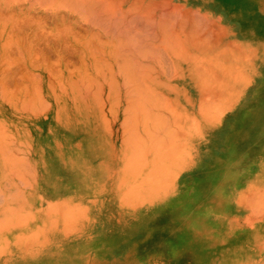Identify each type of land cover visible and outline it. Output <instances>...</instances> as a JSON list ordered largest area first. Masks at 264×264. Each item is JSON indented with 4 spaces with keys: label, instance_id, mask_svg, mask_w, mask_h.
I'll return each mask as SVG.
<instances>
[{
    "label": "rangeland",
    "instance_id": "374dc122",
    "mask_svg": "<svg viewBox=\"0 0 264 264\" xmlns=\"http://www.w3.org/2000/svg\"><path fill=\"white\" fill-rule=\"evenodd\" d=\"M50 1L51 0H0V33L2 30L1 28H3V35L0 37V45L3 44L7 46L10 41V44H8L9 48L7 47L6 49V47L3 46L4 49L8 51H3V47L0 46V141L3 138L5 139L2 141L3 144L0 142V151L4 152V150H6L7 153V151L11 149V155L10 152L7 153V156L0 152V264L264 263V0H150V2L149 0H107L104 4L109 2L107 4L108 6L102 5L101 0L99 5L97 2L98 0H96L97 4L93 0L96 7L90 3L89 6L92 4V6H90L91 9L89 6V8H86L87 6L85 7V5H87V1L89 3L92 0H85L86 4H83L84 0H81L83 8L80 7V1L76 0L78 2H75V0H73L75 3H71L67 0L71 5H74L75 8L73 5L71 6L73 10H69L70 3H68L69 8L65 6L66 0H63L62 3L59 2L60 6H58L57 0H54L55 2L52 0L54 3ZM154 1L156 3L153 4ZM151 3L153 5H151ZM76 4L77 6L80 4L79 7L81 10L79 11L81 12H78L79 14H77V11L80 8L78 7L77 10H75L77 7ZM149 4L151 6H147ZM105 6H107L108 12L110 9L112 10V8L114 10H119V12L121 11V13H123L121 15L124 16L118 18L120 15L118 11V15L115 16H118V19H121V17L126 18H122L123 20L121 19L122 21L125 20L124 24L126 27H128L127 25L129 24H133L131 21L132 19L130 23L126 24V21L132 18L131 16L133 15L129 14V16L125 12L126 9L127 12H130L128 9H133L134 11L132 10L131 12H134V15L141 14L140 19L134 16L135 20H137V23L134 22V28L137 29L133 30L130 28V32L127 31V29L124 31L123 29L125 26L123 23V25L120 24L117 27L119 23L116 24L118 20L115 16L111 18L105 17L108 13L107 11V13L104 12L105 15H102L104 14L102 11L106 9ZM117 6L118 8H116ZM99 7L103 10H95ZM149 7H152V10H150L151 8L149 9ZM147 8L149 10H147ZM225 8H227V10L229 9V11L226 12ZM231 8L235 11V17H233L234 15L229 17L230 14H227L230 13ZM124 9L125 11L122 12ZM162 9H165V12ZM87 10L88 13L91 12L89 13L90 15L88 13L84 14L86 18L83 15L80 16L81 13L83 14L87 12ZM135 10H137V12ZM100 12L102 13L101 15L98 14ZM111 12H113V10L110 11L109 15L111 16L116 14V11L112 14ZM146 12L148 15L153 13L149 16H154L152 18L153 20L149 22L146 20L147 22L143 24V27L141 26L142 23L140 24L138 22L142 19L145 20L147 16ZM232 12L231 14H233ZM142 13L146 14L144 15L145 17ZM93 16H97L96 19L98 21L94 20V22L90 23V21L95 18ZM149 16L146 17V19H151ZM187 16L190 17L188 18ZM165 18L168 19L169 23L166 22L167 20ZM172 18L174 25L172 23ZM102 19L103 21L106 20V22L108 20V26H106L107 24H105V22V26L103 24L100 29L98 27H100L99 24L102 25ZM187 19H189V21H187ZM135 20L133 19V21ZM144 20L142 22H144ZM184 20L187 21L188 24L184 22ZM112 21L115 22V24H110L111 27L108 28L110 26L109 23H113ZM94 23L99 26L97 25L98 27H96ZM156 23L158 25L164 24L163 27L172 26L173 29L167 28V31L170 29L169 32L173 36L179 33L176 35L177 39L175 38L174 42L176 43L178 41V46L179 44L181 45V43L185 46L186 49H184V47L182 48L185 52L181 50L184 57L182 55L180 56L181 53L179 54V50L182 46H179L178 53L174 51L179 55L178 57L177 55L173 56V51H171L172 53L170 52L167 45L170 43V39L171 45L173 44V36L170 38L169 35L171 34L167 36V32L165 35L169 37H166V39L169 40L168 44H166L167 47L165 46L168 53L165 54L166 57L164 56L166 51H162V49L164 50L163 45H165L163 43H167V41L164 42L165 39H163V43H160L162 45H158L160 47L156 48L158 47L157 43L159 44L160 42H158L159 37L160 40L163 37V32L157 29L159 26L154 25ZM3 24L6 26H1ZM137 24L140 25V29ZM183 24H186V26ZM120 26L122 27L121 30L124 31L122 35L121 33L123 32L119 31ZM149 26L151 28H149ZM153 26L156 27V31ZM181 26L183 29H179ZM152 27L153 32H156V34H153V32L148 33V36L151 35V37L149 39L147 36L150 42L144 38V41H147L146 45L140 38L146 37V33L150 32ZM163 27L161 28L163 29ZM102 28H105L107 32ZM142 28L146 29L142 30ZM108 29L114 32L116 31L114 29H119L115 35L117 39L114 38L112 32H110L111 35L108 34ZM137 30L139 31L137 32ZM164 30H166V28H164ZM172 30H176L174 31L176 34ZM178 30L182 31L180 32ZM242 30L244 31V35ZM7 31L11 33L10 35L12 37L8 35L9 33ZM6 32L8 34H6ZM143 32L145 35H142ZM159 32H162L161 36ZM182 32L186 33V36L182 34ZM125 33L129 41L133 40V44L132 42L131 44L134 47L137 45L135 49L131 45L134 51L144 50L143 47L146 46L147 49H145L150 50L149 54H154L153 57H155L156 54L158 57L162 55L161 58L156 57V60L158 59V61H161L159 62L160 67L163 64L161 69L164 68L165 71L162 70L166 72V74H163V77L168 81L163 80L165 81L164 83L167 84V87L164 86V83L160 82L161 86H159V91H161L163 95L160 96L159 94L157 98L160 97L163 99L165 98L164 96L167 95L165 99L167 101L169 100L168 104L169 102L172 103V105L169 104L166 106L168 107L167 109H171L172 107L171 110L174 111L175 109L177 112L175 113L176 115L173 114L174 116L172 117V113L170 114V112L165 111L163 107H157L161 109L159 111H162V115H160L158 109L154 107H156V104H161V101L156 100L154 106H152L151 103L148 104L152 106L150 109L153 110V113L157 110L155 113H158V117L156 118L155 113V116H153V113L152 115L149 114V112L146 113V115H148L147 117L150 115L149 118L153 117L152 119H154V117L155 119L160 118L159 115H166L167 119L168 117L170 119V124L174 125V123H178V126L182 130L176 125L173 126L168 123L169 126L175 127V130L172 127L171 131L169 130L170 133H172V129L174 130V135L172 134V137L176 136V130L179 131L177 137L172 139L174 141L176 139V141H169L173 147L170 149L172 152H174L177 146L181 147H178V152L175 150L174 156L172 152L167 153L169 150L168 146H170L168 143L169 137L171 139L170 133V136L167 134L169 137L166 138L167 132L162 133V131H160V128H162L163 131H168L169 129L167 128L168 125L163 129V127H165L164 121L169 122L166 118V120H161L163 117L160 118V120L163 121V127H159L161 121L158 120H156L158 121V126L155 125V119L153 120L154 122L151 121V124L154 125L151 127L150 121L147 120L148 118L146 119L143 117L144 115L140 112L141 110H139V113L138 110H136L139 120L141 119L140 121H142L144 118L148 121L146 122L147 124L145 120L144 124L141 122V125L137 122L138 125H131L132 128L137 126V129L134 128L129 130L127 127L130 126L129 122L133 119L130 117V120H132L127 121L126 125L128 126L123 123V119L127 116V113H124L121 99L120 101L118 99L121 97V93H118L121 87H118L117 83L112 89L108 87L109 83L102 88V90L104 89V93H102L103 91L101 90L102 92H99L101 94H98L100 95V99L103 97V99H101L102 102L97 100L98 98H96V95H92V90L97 88L95 89L97 92L98 87L93 86L90 90L91 93L86 92L91 96L89 100H87L88 95H85L86 93H83L85 97L82 99L81 93L75 88L78 86L82 88L81 80L84 79V73L89 70L93 75L90 71L89 74L96 79L101 76L106 66L109 67L110 70H114L113 72L116 71L117 66L114 62L115 58L107 56L106 51H115V46L119 47L117 49L123 50L122 47H124L128 40L127 38V40L125 39ZM245 33L252 35V39H249L251 37L248 35L247 38ZM152 34L155 37L158 36L157 39H154L155 37H153ZM5 35L8 36L5 37ZM131 35H133V37ZM136 35L138 36L136 37ZM191 35L193 36L192 38L195 39V42L190 37ZM110 36L113 37L111 38ZM178 37H182L184 41H182L181 38V40L178 39ZM197 37L198 39H196ZM4 38L6 40L5 42H8L7 44L2 42ZM118 38L122 39V41ZM139 39L142 42H140ZM153 39L155 41H153ZM185 39L187 41H185ZM11 40L14 41L11 42ZM102 40L106 43H109L108 41L110 40L114 42H112L113 45L111 43L109 45L104 44ZM117 40L119 43L121 42V48ZM190 42L195 45H191ZM142 43L145 44V46ZM175 43L173 45H175ZM140 44H142V47L139 46ZM148 44H153L155 47L152 45V47H154L152 49ZM205 44L207 46H205ZM126 45L128 46V43ZM89 46L90 49L92 47L93 50L89 51ZM101 47L103 50H101ZM97 49L98 51L101 50V52H98ZM233 49L235 51H232L233 55L231 56V50ZM2 51L4 53H1ZM236 51L237 53L239 52V54H236ZM159 52H161V54ZM5 53L8 55H5ZM99 53L100 55H98ZM101 54H103V58ZM229 54L230 56H228ZM235 54L238 56L241 55L242 59L241 56L237 57ZM99 56L102 59L107 57L105 60L110 61L111 64L107 61H101L102 59L99 60ZM220 56H222L223 59H220ZM163 57L164 59H162ZM193 57H195V59ZM230 57H232L233 60H231L232 58ZM168 58L172 61V66L175 67H173L172 70L170 67L165 68L167 65L165 62L171 64ZM30 59H32V61ZM96 60L103 62L101 63L102 65H100V62L96 64ZM149 60L152 62V58H149ZM162 60H165L164 63ZM120 61H122V58ZM30 62L37 64L34 65ZM92 63L97 67L101 66V68L99 67L101 70L98 71L96 67L98 74L101 72L100 75L95 73V67L93 68ZM229 63L231 65H228ZM195 65L199 68L193 67ZM227 65L228 67H226ZM207 67L208 69H206ZM238 67H241L242 71L239 70ZM109 68L107 69L109 70ZM199 69L203 71L202 73L205 72L204 74H206V71H204L206 69L210 80L206 79L208 78V76H206L207 74L205 78L204 76L202 78L204 74L199 76L198 74L200 73H197ZM178 70L179 74L177 73ZM188 70H190L191 76H189ZM232 72L234 73L231 77ZM41 75H43L44 79L46 77L48 81V92L44 91L42 87L44 92L42 100L44 98L47 103L44 104V100H41L42 106L40 104L37 106V108L41 107L37 110L38 114L32 115L33 113L31 114V111H28V106H31L34 101L31 99L37 95L34 88H36L38 81L41 80ZM228 75L231 77H229L230 79ZM37 76L40 79H38ZM166 77L171 79H167ZM224 77L231 81L224 80ZM32 78L34 79L32 80ZM48 78L50 80H48ZM95 78L93 79L95 80ZM211 78H213L212 81ZM73 81H76V83L78 82V86L75 85ZM236 81L240 83L237 84ZM231 82H233L232 86ZM58 84L64 85L62 88L63 90L61 89L62 86L59 87ZM172 86L173 90L176 92H173ZM233 86L237 88V92L234 90L235 87L232 89ZM50 87H52V90ZM79 87L78 89H80ZM32 88L34 91H31ZM108 88L110 90H108ZM53 89L55 90L53 91ZM82 90H84V87ZM107 90L110 91L109 97L107 98L108 101L105 97L108 96ZM4 92L5 94H3ZM115 92H117V94ZM226 92H228L227 94L229 95H225ZM114 93L116 97L120 96L116 99L114 98ZM13 94L20 100L18 99V101L14 98ZM232 94L236 95L234 96ZM236 96H238V98ZM6 97H9V100H11L10 102L14 101L12 104H15L16 110H14V107L13 109L7 104V108L11 112L9 110L8 112L6 111L4 100ZM27 97L30 98L31 101ZM185 98H187V101ZM2 99L4 100L3 102ZM21 100L24 103H21ZM115 101H119V106L117 105L118 103L116 104L117 106H115ZM163 105L165 106V104ZM234 106L237 109L235 115L242 118L241 122H247H244L242 128H238V126L241 125L238 122L239 118L233 121L228 120L230 116L232 117L231 110ZM102 107L104 108L102 109ZM102 111H104V113ZM136 111L134 110L135 113ZM103 115L109 117L108 120L110 119V123H107L108 120L104 121L107 117L104 118L105 116ZM173 118L176 121L174 123L172 120ZM248 120L249 122L252 120L250 124ZM121 122L122 126L126 127L120 126ZM145 124L147 126L144 127L143 125ZM108 126L109 128L107 129ZM143 127H147V129L150 128V133L148 134L147 129H144L145 132H143ZM154 127H158L160 130H156ZM203 127L204 129L206 127V131H204ZM207 127L209 129H207ZM122 128H127L128 133L134 132L132 133L136 138L125 133V135H130L132 139L134 138L133 140L137 139L138 135L141 139L145 137L143 139L145 141L139 138L136 141L132 139L129 140V138H131L130 136L127 138L129 142H135V146L138 145L136 142L139 140L140 148L143 146V142L147 143L148 141V144L144 143L145 145L142 149L147 147L150 148L148 150H152L155 146L153 144L157 142L155 147L156 151L152 150L149 153L146 151V160L148 162L144 159V162H142V158H145V155L141 154L140 150L142 149H140L139 146L136 147H138V150L140 149L139 152L141 155H139L138 151L135 152L137 148L132 146V144H134L133 142L131 146L133 147L132 151L134 155L130 154V152L132 153V148L130 144H127L128 140H126L125 137L128 136H124V129ZM136 130L139 132L137 136L135 134ZM151 131H153V134ZM121 133H123V135H121ZM140 134L142 135L140 136ZM164 134L165 136H162ZM153 135H158L160 138L158 139L159 141L156 140L157 137ZM146 139L150 140L146 141ZM151 140L153 141L151 142ZM181 140L182 142H180ZM154 141L156 142L153 143ZM161 141H164V143L167 142L168 146L160 148L163 144H161ZM172 142L176 145L174 146ZM177 142L179 144H177ZM158 144L159 147H157ZM198 144H200V148H205L206 152L204 151L202 154L206 155L207 153L209 158L211 155L215 157L226 153L230 154L233 158L229 156L230 160L227 162L232 166L233 170H235L230 171L235 173V176L230 177L231 179L235 178L239 180L242 186L237 188L233 193L222 194L219 185H223V176H225L226 172H218L217 169L220 168V166L217 162H215V165L214 163L209 164L210 169L205 172H202V169L196 166L193 172H191L190 169L188 173H186L184 170L192 166L193 163L196 165L199 161ZM149 146L153 148L151 149ZM4 148H8V150ZM158 148H160V150H158L159 152L168 149L165 152L172 157L168 158L169 156L166 155L165 152H163L165 155H163L162 152L159 154L157 151ZM154 152L156 153L154 154ZM13 153L15 154L14 156L12 155ZM136 153H138L141 158ZM128 154L131 155V158L132 155L134 157L138 156L137 158H140L139 162H142V165L133 160L135 159L133 157L132 159L130 158L131 164L133 162V165L129 163L131 167H128L129 164L126 162L129 159ZM16 156L21 158L17 159ZM5 157H8V159ZM149 159H153L151 160L153 163L154 161L156 162L157 159H162L163 161L157 160L155 165ZM14 160L17 162L15 163ZM145 162L148 164L147 166L144 164ZM139 164L141 166H139ZM149 168H152V171L162 169L164 172L158 174L161 171L159 170L158 173L155 172L153 174V172H149ZM134 170H136V172L132 175ZM12 171H15V174H13ZM17 171L20 173H18L20 176L17 175ZM149 173L152 174L150 175ZM137 174L138 176H136ZM141 178H143V180H141ZM120 179H122V181L119 182ZM77 182L81 187L78 186L79 184H77ZM169 184L173 187V190H171L173 191L171 198L168 199L169 205H166V209H163V213L155 212V205L153 203L160 198H165L170 195L168 192L163 193V189L168 187L167 185ZM178 187H180L181 190H174V188ZM70 215L72 218L69 217Z\"/></svg>",
    "mask_w": 264,
    "mask_h": 264
},
{
    "label": "bare ground",
    "instance_id": "6f19581e",
    "mask_svg": "<svg viewBox=\"0 0 264 264\" xmlns=\"http://www.w3.org/2000/svg\"><path fill=\"white\" fill-rule=\"evenodd\" d=\"M31 1H32V0H31ZM53 1H54V0H53ZM55 1H56V0H55ZM55 1H54V2H55ZM57 1H58V2H57L58 6H60V5H59V2H61V3L63 2V0H62V1H61V0H57ZM64 1H65V0H64ZM69 1H70L71 3H75V2H78V1H80V3L82 2L81 0H78V1L75 0V2H74L73 0H69ZM92 1H93V0H92ZM92 1L89 2V3H88V1H87V5H85V7L87 6L86 8H89L90 6H92V4H93V6L96 7L97 2H98V5H99V3H100V0H98L97 2H96V0H94V1L96 2V4L94 3V1H93V2H92ZM101 1H102V5H103L104 2H106L107 0H105V1H104V0H101ZM119 1H120V0H119ZM139 1H140V0H139ZM50 2H51V3H54V2H52V0H51ZM65 2H66V4H65ZM65 2H64L65 6L68 7V6H69L68 3H70V2H67V0H66ZM83 2H84L83 4H86V1H85V0H84ZM122 2H123V1H122ZM135 2H136V1H135ZM149 2H150V0H149ZM61 3H60V4H61ZM71 3H70V6H69L70 8L68 7L69 10H73L72 8L74 7V5L72 4L73 7L71 8V6H72ZM90 3H92V4L89 6ZM108 3H109V2H108ZM108 3H107V4H108ZM154 3H156V2L154 1L153 4H154ZM67 4H68V5H67ZM83 4L81 3V6H80L81 8H83ZM107 4H104V5H107ZM113 4H115V3H113ZM113 4H112V5H113ZM117 4H118V3H117ZM153 4L151 3V5H153ZM21 5H22V4H21ZM47 5H48V4H47ZM53 5H55V4H53ZM79 5H80V4H79ZM79 5L77 6V4H76L77 7H76L75 10H77V8L79 7ZM98 5H97V6H98ZM100 5H101V4H100ZM140 5H141V4H140ZM151 5L149 4V5H147V6H151ZM220 5H222V4H220ZM61 6H62V5H61ZM63 6H64V5H63ZM88 6H89V7H88ZM107 6H108V5H107ZM107 6H105V7H106V9H104L105 11H102L103 9H100V7H99V8H96V9L94 8V9H95V10L98 9V11H99V9H100V10L102 11V13H104V12L107 13V12H108V11H107ZM113 6H115V5H113ZM113 6H110V7H113ZM135 6H136V5H135ZM18 7H19V6H18ZM42 7H43V6H42ZM80 7H79V8H80ZM131 7H132V6H131ZM152 7H153V6H152ZM152 7H149V9L151 8L150 10H152ZM162 7H163V6H162ZM62 8H63V7H62ZM65 8H66V7H65ZM74 8H75V7H74ZM81 8L78 9L77 14H79L78 12H81V11H79V10H81ZM92 8H93V7H92ZM116 8H118V6H117ZM116 8H115V9H116ZM157 8H158V7H157ZM169 8H170V7H169ZM90 9H91V7H90ZM135 9H137V8H135ZM149 9L147 8V10H149ZM159 9H160V8H159ZM167 9H168V8H167ZM171 9H172V8H171ZM176 9H177V8H176ZM223 9H224V8H223ZM112 10H113V12L116 11V14H114V15L111 16V15H109V14H110V11H112ZM112 10L110 9V11H109L106 15H105V13L102 14L101 12L98 13V14H100V15L102 14V15H105V17H110V18H111V17H114L115 15H118V14H117V11H118V13L120 14L119 17H118V16H115L116 19L118 20V22L116 21V24L119 23V24L117 25V27H118L120 24H122V23L124 24V23H125V20H124V21H122V20H123V19H126V18L121 17V19L123 18L122 20H121V19H118V18H120V16H124V15H121V14H123V13H121V11L119 12V10H114L113 8H112ZM128 10H130V12H127V9H126V11H125V9L122 11V12L125 11L128 15H129V14H133V15L131 16L132 18H129V20H128L129 22L126 21V22H127L126 24L130 23V20H131V19H132L131 21L133 22V24H131V25H130V24L127 25L128 27H126L125 24H124L125 28H124L123 30L125 31V30L127 29V31L130 32L131 29H133V30H136V29H137V28H136V29L134 28V24H135L134 22L137 23V20H135V18L138 17L137 19H140L141 14H140V15H138V14H135V15H134V12H133V13L131 12L133 9H132V10H131V9H128ZM147 10H146V11H147ZM154 10H155V9H154ZM162 10L164 11L165 9H162ZM106 11H107V12H106ZM133 11H134V10H133ZM135 11L137 12V10H135ZM139 11H140V10H139ZM225 11L227 12V11H229V9L227 10V8H225ZM232 11H234V10L231 8L230 13H227V14H230L229 17H232L231 15H234V14H235V11H234V12H232ZM46 12H47V11H46ZM46 12H45V13H46ZM72 12H73V11H72ZM113 12H111V14H112ZM150 12H153V11H150ZM160 12H161V11H160ZM164 12H165V11H164ZM164 12H163V13H164ZM231 12H232L233 14H231ZM75 13H76V11H75ZM86 13H88V10H87V12H84L83 14L81 13L80 16H82V15L84 16V14H86ZM89 13H91V12H89ZM89 13H88V14H89ZM66 14H67V13H66ZM146 14H147V12H146ZM146 14H145V13H142L143 16L146 15ZM150 14L152 15L153 13H150ZM150 14H149V15H150ZM191 14H192V13H191ZM89 15H90V14H89ZM149 15L147 14L146 17H148ZM157 15H158V14H157ZM160 15H161V14H160ZM164 15H165V14H164ZM235 15H236V14H235ZM235 15H234L233 17H235ZM41 16H42V15H41ZM49 16H50V15H49ZM51 16H52V15H51ZM78 16H79V15H78ZM80 16H79V17H80ZM87 16H88V15H87ZM126 16H127V15H126ZM129 16H130V15H129ZM134 16H135V18H134ZM136 16H137V17H136ZM153 16H154V15H153ZM153 16H149V17H151V19H149V18L146 19V17L144 16V17H145V20L142 19V20H140L138 23H140V24L142 23L141 26H143V24L146 23L147 21L149 22L150 20H153V19H152ZM192 16H193V15H192ZM84 17L86 18V16H84ZM93 17H95V16H93ZM93 17H91V18H93ZM117 17H118V18H117ZM144 17H143V18H144ZM158 17H159V16H158ZM158 17H157V18H158ZM167 17H168V16H167ZM170 17H171V16H170ZM187 17H188V16H187ZM187 17H186V18H187ZM189 17H190V16H189ZM189 17H188V18H189ZM55 18H56V17H55ZM96 18H97V16H96L94 19H92V21H90V20H89L90 18L88 17V20H89L90 23H91V22H94V20L98 21ZM110 18H109V19H110ZM168 18H169V17H168ZM5 19H6V18H5ZM98 19H99V18H98ZM103 19H104V18H103ZM103 19L101 20V21L103 22L102 25L99 24L100 27H98V26H99L98 24H97L98 26L95 25L96 22L94 23V25H95L96 27H98V28L101 29V26H103V24L106 22V20L103 21ZM114 19H115V18H114ZM133 19H134L135 21H133ZM148 19H149V20H148ZM161 19H162V17H161ZM163 19H164V18H163ZM165 19L167 20L166 22L169 23L168 19H167V18H165ZM175 19H176V17H175ZM177 19H179V18H177ZM77 20H78V19H77ZM86 20H87V19H86ZM119 20H121V21H119ZM143 20H144V22H142ZM146 20H147V21H146ZM159 20H160V19H159ZM11 21H12V20H11ZM64 21H65V20H64ZM67 21H68V20H67ZM174 21H175V20H174ZM176 21H177V20H176ZM179 21H180V20H179ZM187 21H189V19H187ZM187 21L184 20V22H187ZM4 22H5V21H4ZM56 22H57V21H56ZM62 22H63V21H62ZM112 22H113V21H112ZM151 22H152V21H151ZM156 22H157V20H156ZM166 22H165V23H166ZM6 23H7V22H6ZM40 23H41V22H40ZM99 23H100V22H99ZM157 23H158V22H157ZM157 23L154 24V25L159 26V28H157V29H160V30L163 32V33H162V32H159V35L161 36V35L163 34V37H164V36H165V37H164V38L162 37L161 40H160V37H159L158 42H159V41H160V42H159V44H158L157 42H156V43H157V46H158V45H162V44H160V43H163V39H165L164 42L167 41V43H163V44H165V45H163L164 50L162 49V51H166L167 48L165 49V46H166V44H168V40H169V39H166V37L168 36V34H171L169 31H170V29H173V28H172V26L163 27L164 24H163V25L160 24V25H161V26H160V25H158ZM161 23H162V22H161ZM163 23H164V22H163ZM172 23H173V25H174L173 18H172ZM36 24H37V23H36ZM56 24H57V23H56ZM70 24H71V23H70ZM105 24H107L106 26H108V20H107V22H106ZM105 24H104V26H105ZM110 24H111V25H112V24H115V22H113V23H109V25H110ZM123 24H122V25H123ZM170 24H171V21H170ZM181 24H182V23H181ZM187 24H188V22H187ZM189 24H190V23H189ZM209 24H210V23H209ZM4 25H5V24H3V25H1V26H4ZM9 25H10V24H9ZM111 25H110L108 28H110ZM132 25H133V28H132ZM137 25H139V24H137ZM166 25H169V24H166ZM175 25H176V22H175ZM183 25L186 26V24H183ZM5 26H6V25H5ZM135 26H136V25H135ZM150 26H151V25H150ZM150 26H149V28H151ZM54 27H55V26H54ZM68 27H69V26H68ZM85 27H86V26H85ZM93 27H94V26H93ZM136 27H137V26H136ZM143 27H144V26H143ZM145 27H147V26H145ZM153 27H155V26H153ZM153 27H152V30H151L150 32H147V33H146V34H147L146 37H145V36L142 37L143 39L140 38L141 40H143V42H145V41H144V38H145L147 41H148V37H149V39H150L151 35L148 36V33L153 32ZM161 27H163V29H162ZM183 27H184V26H183ZM8 28H9V27H8ZM42 28H43V26H42ZM44 28H45V27H44ZM94 28H95V27H94ZM106 28H107V27H106ZM113 28H114V26H113ZM113 28H112V29H113ZM130 28H131V29H130ZM138 28L140 29V25H139ZM164 28H166V30H164ZM167 28H170V29H168V31H167ZM186 28H187V27H186ZM189 28H190V26H189ZM200 28H201V27H200ZM1 29L3 30V28H1ZM59 29H60V28H59ZM102 29H105V28H102ZM119 29H120V30H119ZM119 29H114V30H116L115 32H114V31H110V30L108 29V31H109L108 34L111 35L110 32H112V33H113L112 35H114V38L117 37V36H115V35H116V32H117L118 30L123 32V33H121V35L124 34V31L121 30V29H122L121 26H120ZM128 29H129V30H128ZM143 29H146V28H142V30H143ZM174 29H177V28H174ZM179 29H183L182 26H181V28L179 27ZM2 30H1V33H0V37L3 35V34H2V33H3ZM4 30H5V29H4ZM7 30H8V29H7ZM32 30H33V29H32ZM43 30H44V29H43ZM105 30H106V29H105ZM133 30H132V31H133ZM154 30L156 31V27H155ZM225 30H226V29H225ZM34 31H35V30H34ZM59 31H60V30H59ZM67 31H68V30H67ZM90 31H91V30H90ZM127 31H126V32H127ZM138 31H139V30H137V32H138ZM172 31H173V30H172ZM174 31H176V30H174ZM174 31H173V32H174ZM178 31H180V30H178ZM181 31H182V30H181ZM181 31H180V32H181ZM191 31H192V30H191ZM191 31H189V32H191ZM194 31H195V30H194ZM7 32H8V31H7ZM7 32H6V34L9 33L8 35H9L10 37H12V36L10 35L11 33H10V32L7 33ZM64 32H65V31H64ZM105 32H107V30H106ZM134 32H135V31H134ZM166 32H167V33H166ZM173 32H172V33H173ZM184 32H185V31H184ZM184 32H182V34H184V35L186 36V33H184ZM242 32H243V35H244V31H243V30H242ZM74 33H75V32H74ZM161 33H162V34H161ZM165 33H166L167 36L165 35ZM174 33H175V32H174ZM197 33H198V30H197ZM200 33H201V32H200ZM248 33H249V32H248ZM13 34H14V33H13ZM19 34H20V33H19ZM26 34H27V33H26ZM59 34H60V33H59ZM93 34H94V32H93ZM95 34H96V33H95ZM99 34H100V32H99ZM104 34H106V33H104ZM136 34H137V33H136ZM153 34H156V32H155V33L153 32ZM153 34H152V35H153ZM175 34H176V33H175ZM178 34H179V33H177L176 35H178ZM194 34H195V33H194ZM226 34H227V33H226ZM245 34H246V33H245ZM251 34H252V33H251ZM8 35H5V37L8 36ZM43 35H44V34H43ZM52 35H53V34H52ZM56 35H57V34H56ZM117 35H118V34H117ZM121 35H120V36H121ZM142 35H145L144 32L142 33ZM157 35H158V33H157ZM159 35H158V36H159ZM176 35H175V36H176ZM189 35H190V33H189ZM247 35H248L249 37H251V38H249V39H252V35L246 34V37H247V38H248ZM24 36H25V35H24ZM50 36H51V35H50ZM79 36H80V35H79ZM95 36H96V35H95ZM97 36H98V35H97ZM106 36H107V35H106ZM124 36H126V33H125ZM124 36H123V37H124ZM131 36L133 37V35H131ZM137 36H138V35H136V37H137ZM147 36H148V37H147ZM158 36H157V37H158ZM171 36H173V35H172V34L169 35L170 38H171ZM175 36L172 37V38H173V40H172V41H173V44L175 43V42H174L175 38L177 39V36H176V37H175ZM179 36H180V35H179ZM185 36H184V37H185ZM200 36H201V35H200ZM200 36H199V37H200ZM226 36H227V35H226ZM73 37H74V36H73ZM110 37L112 38L113 36H110ZM121 37H122V36H121ZM127 37H128V36H126L125 39H126ZM129 37H130V35H129ZM139 37H140V36H139ZM153 37H155V36L153 35ZM157 37H155L154 39H157ZM169 37H167V38H169ZM190 37L192 38L193 36L191 35ZM61 38H62V37H61ZM91 38H92V37H91ZM99 38H100V37H99ZM111 38H110V39H111ZM114 38H113V40H114ZM180 38L182 39V41H184L182 37H180ZM180 38L178 37V39H180ZM220 38H221V37H220ZM18 39H19V38H18ZM76 39H77V38H76ZM86 39H87V38H86ZM89 39H90V37H89ZM115 39H117V38H115ZM118 39L122 41V39H120V38H118ZM123 39H124V38H123ZM127 39H128V40H127ZM127 39H126V40H127L126 42L128 43V46L126 45L127 43L125 44V43L123 42V43L125 44V45L123 44L124 47L120 46V43H121V42L119 43V41L117 40V41H118L117 43H119L120 48L122 47L123 50H121V49H117V48H119V47H116V46L114 45V46H115V47H114L115 51L112 50V49H113V46H112V49H111L112 52L109 51V50L106 51L107 56H109V57L111 56V57H114V58H115V61H114V62H115V65L117 66V69H116L115 72H113L114 70H112V69L110 70V68L106 66V69L103 70L102 73L100 72V73H101V76H99L98 79H96L95 77L92 76L93 74H92V72H91L90 70H89V71H90V73H91L92 75L89 74V71H88V70H86V71H88V72H85V73H84V75H83V78H84V79L80 78V79H82V80H81V82H82V84H81V85H82V88H80V87L77 85L78 82L76 83V81H73V83L75 82V85H77L81 90H82L83 87H84V90H82V91H81L80 89H78V87H75V88L77 89V91H78L79 93H81V95H82V96H81V95H78V96H81V97H83L82 99H84L85 95H88V96H87V100H89L91 96H89V94H87V93L90 92V90L92 89L91 87L95 86V87H98V90H97V92L95 91V89H97V88H95L94 90H92V91H93V92H92V95H94V96L96 95V98H98L97 100H99V101L102 102L101 99H103V97L101 96L102 98L100 99V98H99L100 95H98V94H101V93H99V92H102V91H103L102 93H104V89L102 90V88L105 87L106 84L109 83V84H108V87H109L110 89H112V88H114V87L116 86V83H117V86H118V87H121V89L119 88L120 91L118 92L119 94L121 93V97H119L120 95L118 96L119 98L116 97L115 95L117 94V92H115L116 94L114 93V98H116V99L118 98L119 101H120V99H121V104H122V106L124 107V113H127V116L124 115L125 117H124V119H123V120H124L123 123H125V125L127 124V121H131V120L133 119L134 121L132 120L131 122H129V123H130V124H129L130 126H131V125H134V124H135V125H138V123H140V125H141V122H143V124H144V120H145V123L148 122L147 120H149V121H150V126H151V125H152V124H151V121H153V120L155 119V117H154V119H152L153 117H152V118H149L150 115H149V117H147L148 115H146V113L149 112V114L152 115L153 110L150 109V108H152V106L155 105L154 103H155L156 100H160L161 102H160V101H157V102H160L161 104H158V105L156 104V107H154V108L158 109L157 107H159V108H162V107H163L165 111L170 112V114L172 113L171 115H172V117H173V116H174L173 114H175L177 111H176L175 109H174L175 112H174L173 110H171L172 107H171V109L169 108L170 110L167 109L168 107H166V106H168L169 104L172 105V103H170V102H169V104H168V101H169V100L167 101V100L165 99L167 95H165V96H164L165 98H163V99L166 100V101H164V100H163L162 98H160V97L157 98V95H159V94H160V96L163 95V93H161V91H159V86H161V83H160V82L164 83L165 81H163V80H166V79L163 77V76H164L163 74H166V72H164L165 69L162 68L164 71L161 69V67H163V66H162L163 64H162L161 67H160V63H159V62H161V61H160V60L158 61V59L156 60V57H157V58H161L162 55H160V54H161L162 51L159 52V53H160V54H159V55H160L159 57H158L157 54L154 52V53L156 54V56L153 57L154 54H153V55H152V54H149V51H150V50H146L147 48H146L145 44H143V43H142V44L145 46V47H143L144 50H137V51H134V49L137 48V45H136V47H134V46L132 45V44H133V40H132V41H129V38H127ZM130 39H131V37H130ZM133 39H135V38H133ZM140 39H139V41L142 42ZM154 39H153V41H155ZM181 39H180V40H181ZM187 39H188V37H187ZM192 39H193V38H192ZM196 39H198V37H197ZM207 39H208V38H207ZM207 39H206V40H207ZM9 40H10V39H9ZM9 40H8V41H9ZM78 40H79V39H78ZM108 40H109V39H108ZM136 40H137V39H136ZM180 40H179V41H180ZM194 40H195V39H193V41H194ZM5 41H6V40H5V38H4V41H2V42H5ZM13 41H14V40H11V42H13ZM22 41H23V40H22ZM102 41L104 42V40H102ZM110 41H111V42H110ZM110 41H108L109 43L104 42V44H109V45H110V43H111V44L113 45L112 42H114V41H112V40H110ZM139 41H138V42H139ZM147 41H146V42H147ZM151 41H152V40H151ZM153 41H152V42H153ZM176 41H177V40H176ZM182 41H181V42H182ZM185 41H187V40L185 39ZM191 41H192V40H191ZM28 42H29V41H28ZM89 42H91V41H89ZM131 42H132V44H131ZM140 42H139V43H140ZM146 42H145V43H146ZM148 42H150V41H148ZM169 42H170V43H169L167 46H168L170 52H171V51H173V52L176 51V52L178 53V49H179L181 46H182V47H181L180 50H179V51H180L179 54H180L182 51H184V50H182L183 47H184V49H186L185 46L182 45V43H181V45L179 44V46H180V47H179V46L177 45V44H178V41L175 43L176 46L173 45V44L171 45V39H170ZM194 42H195V41H194ZM197 42H199V41H197ZM201 42H202V41H201ZM224 42H225V41H224ZM5 43L7 44L8 42H5ZM5 43H4V44H5ZM29 43H30V42H29ZM47 43H48V42H47ZM84 43H85V42H84ZM139 43H138V44H139ZM185 43H186V42H185ZM190 43H191V42H190ZM245 43H246V42H245ZM8 44H10V41H9ZM8 44H7V46H4L3 44H1L0 46H1V47L4 46V47H6V49H7ZM81 44H82V42H81ZM95 44H96V43H95ZM101 44H103V43H101ZM115 44H116V42H115ZM142 44H140L139 46L142 47ZM153 44H154V42H153ZM153 44H152V45H153ZM201 44H202V43H201ZM248 44H249V43H248ZM28 45H30V44H28ZM92 45H93V44H92ZM117 45H118V44H117ZM121 45H122V44H121ZM131 45L134 47V49H132V46H131ZM134 45H135V44H134ZM146 45H147V43H146ZM152 45H149V44H148V46H150V47H152ZM155 45H156V44H155ZM191 45H193V44L191 43ZM194 45H195V44H194ZM194 45H193V46H194ZM82 46H83V45H82ZM139 46H138V47H139ZM148 46H147V47H148ZM153 46H154V45H153ZM167 46H166V47H167ZM171 46H172V47L175 46V47L172 48ZM205 46H207V45L205 44ZM216 46H217V45H216ZM240 46H241V45H240ZM4 47H3V49H2L3 51L6 50V49H4ZM94 47H95V46H94ZM102 47H103V46H102ZM102 47H101V48H102ZM154 47H155V46H154ZM154 47H152V49H153ZM159 47H160V46H158V47H156V48H159ZM208 47H209V46H208ZM242 47H243V46H242ZM244 47H246V46H244ZM8 48H9V47H8ZM15 48H16V47H15ZM23 48H24V46H23ZM32 48H33V47H32ZM98 48H99V47H98ZM145 48H146V49H145ZM148 48H149V47H148ZM161 48H162V46H161ZM170 48H171V49H170ZM198 48H199V47H198ZM218 48H219V47H218ZM218 48H217V49H218ZM220 48H221V46H220ZM239 48H240V47H239ZM11 49H12V48H11ZM27 49H28V48H27ZM172 49H173V50H172ZM174 49H175V50H174ZM203 49H204V48H203ZM240 49H241V48H240ZM244 49H245V48H244ZM91 50H93V48L91 47V49H90V46H89V51H91ZM101 50H103V48H102ZM101 50L98 51V49H97L98 52H101ZM104 50H105V49H104ZM155 50H156V49H155ZM181 50H182V51H181ZM227 50H228V49H227ZM3 51H2L1 53H4ZM6 51H8V50H6ZM6 51H5V52H6ZM29 51H30V50H29ZM29 51H28V52H29ZM232 51H235V50H234V49L231 50V56L233 55V54H232ZM26 52H27V51H26ZM33 52H34V51H33ZM156 52H157V50H156ZM176 52H174L175 54L173 53V56H176V55H177ZM184 52H185V51H184ZM218 52H219V51H218ZM225 52H226V51H225ZM95 53H96V52H95ZM95 53H94V55H95ZM102 53H103V52H102ZM162 53H164V52H162ZM166 53H167V51L164 53V56H165ZM171 53H172V52H171ZM215 53H216V52H215ZM229 53H230V51H229ZM89 54H90V53H89ZM104 54H105V53H104ZM167 54H168V53H167ZM185 54H186V53H185ZM187 54H188V52H187ZM219 54H220V53H219ZM219 54H218V55H219ZM236 54H239V52L237 53V51H236ZM236 54H235V55H236ZM5 55H8V54L5 53ZM90 55H91V54H90ZM96 55H97V53H96ZM98 55H100V53H99ZM102 55H103V54H101V57H102ZM181 55L184 57V54L181 53L180 56H181ZM212 55H213V54H212ZM91 56H92V55H91ZM91 56H90V57H91ZM169 56H170V55H169ZM178 56H179V55H177V57H178ZM188 56H189V55H188ZM193 56H195V55H193ZM223 56H224V55H223ZM228 56H230V54H229ZM236 56L239 57V56H241V55H239V56L236 55ZM119 57H120V58H119ZM165 57H166V56H165ZM167 57H168V55H167ZM200 57H201V56H200ZM200 57H199V58H200ZM0 58H1V57H0ZM82 58H83V57H82ZM102 58H103V57H102ZM102 58H100V56H99V60H101ZM106 58H107V57H106ZM106 58H105V59H106ZM121 58H122V61H120ZM149 58H152V62H150ZM185 58H186V57H185ZM193 58L195 59V57H193ZM208 58H209V57H208ZM219 58L221 59L222 56H220ZM225 58H226V57H225ZM230 58H232V57H230ZM247 58H248V57H247ZM24 59H25V58H24ZM88 59H89V58H88ZM92 59H93V58H92ZM95 59H97V58H95ZM105 59H102L101 61H107V60H105ZM119 59H120V60H119ZM162 59H164V57H163ZM190 59H191V58H190ZM190 59H189V60H190ZM196 59H198V58H196ZM200 59H201V58H200ZM222 59H223V58H222ZM227 59H228V58H227ZM238 59H239V58H238ZM241 59H242V56H241ZM30 60L32 61V59H30ZM169 60H170V59L168 58V61H169ZM180 60H181V59H180ZM186 60H187V59H186ZM186 60H185V61H186ZM204 60H205V59H204ZM231 60H233V58H232ZM234 60H235V59H234ZM236 60H237V59H236ZM247 60H248V59H247ZM28 61H29V59H28ZM93 61H94V59H93ZM101 61H97V60H96V62H97L96 64H98V63L100 62V65H102L101 63H103V62H101ZM164 61H165V60H162L163 63H164ZM166 61H167V60H166ZM191 61H192V60H191ZM194 61H197V60H194ZM206 61H207V60H206ZM226 61H227V60H226ZM228 61H229V60H228ZM33 62H35V61H33ZM47 62H48V61H47ZM89 62H90V61H89ZM107 62H110V61H107ZM170 62H171V64L165 62V64L169 65V66L166 65L165 68H167V67L169 68V67H170L171 70H172L174 66H172L173 63H172L171 60H170ZM207 62H208V61H207ZM230 62H231V61H230ZM250 62H251V60H250ZM250 62H249V63H250ZM30 63H31V64H34V65L37 64V63H32V62H30ZM87 63H88V62H87ZM105 63H106V62H105ZM202 63H203V62H202ZM209 63H210V62H209ZM213 63H214V62H213ZM246 63H247V61H246ZM45 64H46V63H45ZM48 64H49V63H48ZM83 64H84V63H83ZM90 64H91V63H90ZM90 64H89V65H90ZM92 64H93V68L95 67V68H94V69H95V73L98 74L97 71H98V70H101V69H99V67L101 68V66H98V67H97L94 63H92ZM108 64H109V63H108ZM110 64H111V62H110ZM204 64H206V63H204ZM210 64H211V63H210ZM39 65H40V64H39ZM94 65H95V66H94ZM170 65H171L172 67H171ZM196 65H197V64H196ZM196 65L193 66V67L199 68V67L196 66ZM200 65H201V63H200ZM212 65H213V64H212ZM215 65H217V64H215ZM228 65H231V64L229 63ZM228 65H227L226 67H228ZM233 65H235V64H233ZM233 65H232V66H233ZM237 65H238V64H237ZM239 65H240V64H239ZM43 66H44V65H43ZM84 66H85V65H84ZM111 66H113V65H111ZM111 66H110V67H111ZM191 66H192V65H191ZM202 66H203V65H202ZM2 67H3V66H2ZM4 67H5V66H4ZM96 67H97V71H96ZM204 67H205V66H204ZM212 67H213V66H212ZM244 67H245V66H244ZM59 68H60V67H59ZM67 68H69V67H67ZM84 68H85V67H84ZM107 68H109V70H108ZM112 68H113V67H112ZM174 68H175V67H174ZM187 68H188V67H187ZM230 68H231V67H230ZM233 68H234V67H233ZM233 68H232V70H233ZM235 68H236V66H235ZM238 68H239V67H238ZM238 68H237V69H238ZM5 69H6V68H5ZM10 69H11V68H10ZM206 69H208V67H207ZM206 69H205L204 71H206V74H207V75L204 74L205 72L202 73L203 71H202V70L200 71V69L198 70V72H197V71H196V72H197V73H200V74H198L199 76L202 75V74H204V75H202V78H203V76H204V78H205V75L208 76V73H207V70H206ZM221 69H222V68H221ZM67 70H68V69H67ZM69 70H70V69H69ZM161 70H162L163 72H162ZM196 70H197V69H196ZM210 70H211V69H210ZM239 70H241V67L239 68ZM2 71H4V70H2ZM47 71H48V70H47ZM71 71H72V70H71ZM188 71H189V76H191V72H190V70H188ZM208 71H209V70H208ZM211 71H212V70H211ZM211 71H209V72H211ZM217 71H218V69H217ZM241 71H242V70H241ZM56 72H57V70H56ZM221 72H223V71H221ZM234 72H235V71H234ZM234 72H232L231 77H232V75H233ZM30 73H31V72H30ZM30 73H29V74H30ZM100 73H99L98 75H100ZM172 73H173V72H172ZM177 73L179 74V70L177 71ZM211 73H212V72H211ZM224 73H225V72H224ZM25 74H26V73H25ZM38 74H39V73H38ZM79 74H80V73H79ZM217 74H218V73H217ZM221 74H222V73H221ZM226 74H228V73H226ZM245 74H246V73H245ZM36 75H37V74H36ZM89 75H90V76H89ZM213 75H214V74H213ZM213 75H212V77H213ZM222 75H223V74H222ZM222 75H221V76H222ZM238 75H240V74H238ZM246 75H247V74H246ZM27 76H28V75H27ZM84 76H85V77H84ZM116 76H117V78H116ZM165 76H166V75H165ZM169 76H170V74H169ZM174 76H175V75H174ZM183 76H184V75H183ZM187 76H188V75H187ZM248 76H249V75H248ZM229 77H230V76L228 75V78H229ZM231 77H230V78H231ZM245 77H246V76H245ZM35 78H36V77H35ZM37 78H38V76H37ZM93 78H95V80H94ZM166 78H167V79H171L172 76H171V78H169V77H166ZM213 78H214V77H213ZM213 78H211V81L213 80ZM216 78H217V77H216ZM224 78H225L224 80L231 81V80H229L230 78H229V79H226V77H224ZM33 79H34V78H32V80H33ZM38 79H40V78H38ZM206 79H207V80H210V77L208 76V78H206ZM232 79H233V78H232ZM48 80H50V79L48 78ZM52 80H53V79H52ZM217 80H218V79H217ZM217 80H216V81H217ZM222 80H223V78H222ZM233 80H234V79H233ZM251 80H252V79H251ZM35 81H36V80H35ZM46 81H47L46 77H45V79H44L43 75H41V80L38 81V84H37V85L35 84V85H36V88H34V90H35V93L37 94V95H36L37 99H36V97H33V99H31V100H34L33 103H32V104L29 103V104H31V106L28 104V105H29V106H28V111L30 110V111H31V114L33 113L32 115H34V114H38V113H37V110L40 109L41 107H40V108H37V106H38V104L41 105V102L44 100V98H43V100H42L43 93H44L43 90H42V87L44 88V91H47V92H48V84H47L48 81H47V82H46ZM60 81H61V80H60ZM166 81H168V80H166ZM227 81H226V82H227ZM238 81H239V80H238ZM30 82H31V81H30ZM71 82H72V81H71ZM81 82H80V83H81ZM208 82H209V81H208ZM219 82L221 83L220 80H219ZM219 82H218V84H219ZM236 82H237V81H236ZM36 83H37V82H36ZM166 83H167V82H166ZM210 83H211V82H210ZM223 83H224V81H223ZM239 83H240V82H237V84H239ZM51 84H52V83H51ZM51 84H49V85H51ZM62 84H63V83H62ZM62 84H58L59 87L62 86L61 89L64 87V85H62ZM168 84H169V83H168ZM198 84H199V83H198ZM198 84H197V85H198ZM232 84H233V82H231V86H232ZM234 84H235V83H234ZM31 85H32V84H31ZM35 85H34V86H35ZM114 85H115V86H114ZM162 85H163V84H162ZM26 86H27V85H26ZM113 86H114V87H113ZM164 86L167 87V84L164 83ZM169 86H171V85H169ZM210 86H211V85H210ZM223 86H224V85H223ZM20 87H22V86H20ZM32 87H33V86H32ZM70 87H71V86H70ZM86 87H87V88H86ZM118 87H117V89H118ZM227 87H228V86H227ZM234 87H235V86H233L232 89H233ZM240 87H241V86H240ZM99 88H100V89H99ZM109 88H108V90H110ZM238 88H239V87H238ZM243 88H244V87H243ZM5 89H6V88H5ZM17 89H18V88H17ZM25 89H26V88H25ZM50 89L52 90V87H50ZM58 89H59V88H58ZM169 89H171V88H169ZM198 89H199V88H198ZM211 89H212V88H211ZM236 89H237V88L235 87L234 90H236ZM239 89H240V88H239ZM239 89H238V90H239ZM27 90H28V89H27ZM34 90H33V88H32L31 91H34ZM54 90H55V89H53V91H54ZM62 90H63V89H62ZM73 90H74V89H73ZM101 90H102V91H101ZM108 90H107L108 94L106 93L108 96H105L107 101H108L107 98L109 97V92H110V91H108ZM114 90H115V89H114ZM172 90H173V86H172ZM204 90H205V89H204ZM225 90H226V89H225ZM20 91H21V90H20ZM157 91H158V92H157ZM174 91H175V90H173V92H174ZM230 91H231V90H230ZM239 91H240V90H239ZM239 91H238V93H239ZM241 91H242V90H241ZM17 92H19V91H17ZM74 92H75V91H74ZM86 92H87V93H86ZM94 92H95V93H94ZM175 92H176V91H175ZM208 92H209V91H208ZM236 92H237V90H236ZM52 93H53V92H52ZM83 93H86V94L84 95ZM90 93H91V92H90ZM227 93H228V92H226L225 95H229V94H227ZM1 94H2V93H1ZM3 94H5V92H4ZM11 94H12V93H11ZM14 94H15V93H14ZM14 94H13V95H14ZM23 94H24V93H23ZM176 94H177V93H176ZM15 95H16V94H15ZM15 95H14V98H16ZM48 95H49V94H48ZM97 95H98V97H97ZM232 95L235 96L236 94H232ZM3 96H4V95H3ZM9 96H10V95H9ZM54 96H55V95H54ZM94 96H93V97H94ZM238 96H239V95H238ZM238 96H236V97L238 98ZM4 97H5V96H4ZM4 97H3V98H4ZM24 97H25V95H24ZM73 97H74V96H73ZM1 98H2V96H1ZM27 98H28V97H27ZM31 98H32V97H31ZM34 98L36 99V101H35ZM215 98H216V97H215ZM224 98H225V96H224ZM224 98H223V99H224ZM10 99H11V98H10ZM16 99H17V98H16ZM18 99H19V98H18ZM18 99H17V100H18ZM28 99L30 100V98H28ZM50 99H51V98H50ZM73 99H74V98H73ZM161 99H162V100H161ZM186 99H187V98H185V100H186ZM213 99H214V98H213ZM213 99H211V100H213ZM4 100H5V104H6V107H5V108H6V111H7V112H8V110H9V109L7 108V104H8L10 107H12V108L14 107V108H15V106H14L15 104H14V105L12 104L14 101L10 102L11 100H9V97H6V99H4ZM4 100L2 99V102H3ZM12 100H13V98H12ZM17 100H16V101H17ZM19 100H20V99H19ZM19 100H18V101H19ZM22 100H23V99H22ZM22 100H21V103L23 102ZM24 100H25V99H24ZM31 100H30V101H31ZM41 100H42V101H41ZM224 100H225V99H224ZM234 100H235V99H234ZM27 101H28V100H27ZM30 101H29V102H30ZM116 101H117V100H116ZM116 101H115V102H116ZM119 101L116 102V103L114 102V103H115V106H117V105L119 106ZM136 101H137V102H136ZM186 101H187V100H186ZM238 101H239V100H238ZM43 102H44V104L47 103V102H45V100H44ZM103 102H104V100H103ZM152 102H153V103H152ZM157 102H156V103H157ZM162 102H164V103H162ZM166 102H167V103H166ZM198 102H199V101H198ZM210 102H211V101H210ZM234 102H235V101H234ZM234 102H233V103H234ZM23 103H24V102H23ZM79 103H80V102H79ZM83 103H84V102H83ZM111 103H112V102H111ZM117 103H118V104H117ZM138 103H139V104H138ZM148 103H151L152 106H150V104H148ZM203 103H204V101H203ZM211 103H212V102H211ZM116 104H117V105H116ZM163 104H165V106H164ZM204 104H205V103H204ZM212 104H213V103H212ZM1 105H4V104H1ZM110 105H111V104H110ZM200 105H201V104H200ZM206 105H207V104H206ZM232 105H233V104H232ZM41 106H42V105H41ZM211 106H212V105H211ZM214 106H215V105H214ZM214 106H213V108H214ZM20 107H21V106H20ZM48 107H50V106H48ZM165 107H166V108H165ZM260 107H261V106H260ZM262 107H263V105H262ZM2 108H3V107H2ZM12 108H11V109H12ZM14 108H13V109H14ZM21 108H22V107H21ZM44 108H45V106H44ZM103 108H104V107H102V109H103ZM108 108H109V107H108ZM112 108H113V107H112ZM114 108H115V107H114ZM134 108H137V109H134ZM207 108H208V107H207ZM231 108H232V107H231ZM257 108H258V107H257ZM257 108H255V109H257ZM3 109H4V108H3ZM3 109H2V110H3ZM89 109H90V108H89ZM102 109H101V110H102ZM117 109H118V108H117ZM133 109H134L135 111L138 110V113H139V110H141L140 112H142V114L144 115L143 117H145L146 119L148 118V119L146 120V119L143 118V120L140 121L141 119L139 120V116H138V114H137V111H136V113H135ZM260 109H261V108H260ZM14 110H16V108H15ZM26 110H27V109H26ZM107 110H109V109H107ZM132 110H133V114H132ZM150 110H152V111H150ZM159 110H161V109H158V111H159ZM9 111H10V110H9ZM40 111H41V110H40ZM99 111H100V110H99ZM116 111H117V110H116ZM156 111H157V110H156ZM156 111H155V112H156ZM171 111H173V112H171ZM200 111H201V110H200ZM208 111H209V109H208ZM236 111H237V109H236L235 106H234V108L231 110L232 117L230 116V119H228V120H232V121H233L234 119L239 118L238 122H239V124H241V125L238 126V128H239V127L242 128V126H244V122H246V121H242V122H241V119H242V118H241L240 116H236V115H235ZM256 111H257V110H256ZM3 112H4V110H3ZM10 112H11V111H10ZM26 112H27V111H26ZM102 112L104 113V111H102ZM150 112H151V113H150ZM155 112H154V113H155ZM197 112H198V110H197ZM213 112H214V111H213ZM103 113H102V114H103ZM108 113H109V112H108ZM113 113H114V112H113ZM154 113H153V116H155V114H156V118H157V117H158V115H157L158 113H155V114H154ZM161 113H162V111H159V114H160V115H162ZM110 114H111V113H110ZM114 114H115V113H114ZM135 114L137 115V117H136ZM199 114H200V113H199ZM202 114H203V112H202ZM211 114H213V113H211ZM116 115H117V114H116ZM116 115H115V116H116ZM134 115H135V116H134ZM139 115H140V114H139ZM160 115H159L160 118L163 117V118H161V120H164L165 118L167 119V116H166V115H165L166 117H165V116H160ZM167 115H168V114H167ZM175 115H176V114H175ZM178 115H179V113H178ZM178 115H177V116H178ZM221 115H222V114H221ZM103 116H105L104 118L107 117L106 115H103ZM112 116H113V115H112ZM133 116H134V118H133ZM127 117H129V118H127ZM130 117L132 118L131 120H130ZM209 117H210V116H209ZM223 117H224V116H223ZM243 117H245V116H243ZM247 117H248V116H247ZM108 118H109V117H107V119H105L104 121L108 120ZM126 118H127V120H126ZM136 118H137V119H136ZM140 118H141V115H140ZM160 118L155 119V122L153 121V122L155 123V125H157V122H158V121H161ZM253 118H254V117H253ZM253 118H251V119H253ZM115 119H116V118H115ZM166 119H165V120H166ZM180 119H181V115H180ZM209 119H210V118H209ZM249 119H250V118H249ZM40 120H41V118H40ZM109 120H110V119H109ZM109 120L107 121V123H110ZM116 120H118V119H116ZM121 120H122V119H121ZM156 120H158V121H156ZM167 120H168V121L170 120L169 117H168ZM172 120H173V123L176 122L174 118H173ZM245 120H246V119H245ZM118 121H119V120H118ZM125 121H126V122H125ZM183 121H185V120H183ZM251 121H252V120H251ZM251 121H250V122H251ZM113 122H115V121H113ZM133 122H134V123H133ZM137 122H138V123H137ZM162 122H163V121H161V123L159 124V127H161V126L163 127ZM196 122H197V121H196ZM250 122H249V120H248V123H249V124H250ZM105 123H106V122H105ZM105 123H104V124H105ZM154 123H153V124H154ZM165 123H167V124H165ZM168 123L170 124L171 122H170V121H169V122H167V121L165 122V121H164V125H165V127H163V129L166 128V125H168ZM194 123H195V121H194ZM246 123H247V122H246ZM246 123H245V125H246ZM146 124H147V123H146ZM146 124L143 125V126H144V127L147 126ZM123 125H124V124H123ZM170 125H173V124H170ZM174 125H176L178 128H180V127L178 126V123H177V122L174 123ZM174 125H173V126H174ZM191 125H192V124H191ZM2 126H3V125H2ZM120 126H122V122H121V125H120ZM126 126H128V125H126ZM126 126H122V127H126ZM130 126L127 127L129 130H132V129H134V128L137 129V126H136V127L133 126L134 128H132V126H131V127H130ZM153 126H154V125H152L151 127H153ZM157 126H158V125H157ZM168 126H169V125H168ZM168 126H167V128H169L168 131H165V130L163 131L162 128H160V129H161V130H160V129H158V127H157V128L154 127V128H156V130H160V131H162V133H163V132H164V133L167 132V133H166V136H165V134L162 135V136H165L166 138L169 137V136L171 135V139H170V137H169L170 140L168 139V143H169V141H174V140H172V139H174V137H175V138L177 137V134L179 133V131L176 130V136H173V137H172V134L174 133L175 127H173V126H169V127H168ZM181 126H182V125H181ZM144 127H143V130H144V129L146 130L147 127H146V128H144ZM171 127L174 129V130L172 129V133L169 132V130L171 131ZM108 128H109V126L107 127V129H108ZM127 128H126V129H127ZM141 128H142V127H141ZM148 128H149V127H148ZM107 129H106V130H107ZM122 129H124V128H122ZM126 129H124V131H126V132H124L123 130H122V131H123V133H124V136H128V137H125L126 140H128L127 138H129L130 135L133 136V133H134V132L132 131V132H133V133L131 132L132 134H131L130 132L128 133V129H127V130H126ZM149 129H150V128H149ZM149 129H147L148 134L150 133ZM203 129H204V127H203ZM207 129H209V128L207 127ZM236 129H237V128H236ZM138 130H139V129H138ZM145 130H144L143 132H145ZM150 130H151V129H150ZM153 130H154V129H153ZM180 130H182V129L180 128ZM237 130H238V129H237ZM2 131H3V127H2ZM122 131H121V132H122ZM147 131H146V133H147ZM204 131H206V127H205ZM110 132H111V131H110ZM143 132H142V133H143ZM152 132H153V131H151V133H152ZM1 133H2V132H1ZM111 133H112V132H111ZM123 133H121V135H123ZM125 133L130 134V135H125ZM137 133H139V132H137V130H136V132H135L136 136H137ZM169 133H170V135H169ZM6 134H7V132H6ZM9 134H10V133H9ZM152 134H153V133H152ZM160 134H161V132H160ZM167 134H168L169 136H168ZM11 135H12V134H11ZM121 135H120V136H121ZM141 135H142V134H140V136H141ZM173 135H174V134H173ZM131 136H130V137H131ZM153 136H154V135H153ZM178 136H179V135H178ZM12 137H13V136H12ZM133 137H134V136H133ZM137 137H138L139 139H141V138L139 137V135H138ZM154 137H157L156 140L160 139L158 135H156V136H154ZM134 138H136V137H134ZM134 138H133V139H134ZM138 138H137V139H138ZM144 138H145V137H144ZM144 138L142 137L141 140H143ZM121 139H122V138H121ZM131 139H132V137L129 138V140H131ZM133 139H132V140H133ZM137 139H135V140H133V141H136ZM177 139H178V138H177ZM4 140H5V139L3 138L0 142L2 143V141H4ZM11 140H12V139H11ZM123 140H124V139H123ZM123 140H122V141H123ZM129 140L127 141V144H130V147L132 148V149H131V148H130V149H131V151H132V150H133V147H132V146H135V142H133V141L129 142ZM147 140H150V139H146V141H147ZM7 141H8V140H7ZM14 141H15V140H14ZM120 141H121V140H120ZM124 141H125V140H124ZM143 141H145V140H143ZM152 141H153V140H151V142H152ZM158 141H159V140H158ZM175 141H176V139H175ZM175 141H174V142H175ZM132 142H133L134 144H132V146H131V143H132ZM139 142H140L139 140L136 142V143L138 144V145H136V146H139V148H140ZM155 142H156V141H154L153 143H155ZM174 142H172V143H174ZM180 142H182V140H181ZM1 143H0V144H1ZM9 143H10V142H9ZM9 143H8V144H9ZM144 143H146V142H143V146L141 145L142 147H144V145H145ZM158 143H159V142H158ZM162 143H163V144H162ZM166 143H167V142H166ZM166 143H164V141H163V142L161 141L162 146H160V148H161V147L163 148V146H168V143H167V144H166ZM170 143H171V142H170ZM170 143H169L170 146H168V147H169V150L166 149V150H168L167 153L172 152V150H170V149L173 148V147L171 146ZM2 144H3V143H2ZM140 144H142V143H140ZM146 144H148V141H147ZM159 144H160V143H159ZM159 144H158L157 147H159ZM161 144H160V145H161ZM177 144H179V143L177 142ZM181 144H182V143H181ZM151 145H152V144H151ZM153 145H155L154 148L152 147ZM153 145H152V146H149V147H151V149L153 148V149H152L153 151H156V148H155V147H156V145H157V142H156L155 144H153ZM172 145H173V144H172ZM175 145H176V144L174 143V146H175ZM136 146H135V148H137V150H135V152H136V151L139 152V150L142 149V147L138 150V147H136ZM146 146H147V145H146ZM183 146H184V145H183ZM183 146H182V147H183ZM198 146H199V148H198V147H197V148L199 149V151H198V154H199V161H198V163H196V165H194L195 163H193L192 166H189L186 170H184L186 173H188V171H189L190 169H191V172H193V169L196 168V166H198L200 169H202V172H205V171H207V170L210 169V168H209V167H210L209 164L214 163V165H215V162H217V163L219 164V166H220V168L217 169L218 172H219V173H225V172H226L225 176H223V177H224L223 185H219V187H220L221 190H222V194H224V193L226 194V193H230V192L233 193L234 191L237 190V188H240V187L242 186V183H240L239 180H237V179H235V178L231 179V177H230V176H232V177L235 176V173L230 172V171H235V170H233L232 166H230V164L227 162V161L230 160V159H229L230 154L226 153V154H223V155H220V156L218 155V156H215V157H214L213 155H211L210 158H209V157L207 156V153H206V155H205V154H202L204 151L206 152L205 148H200V144H198ZM0 147H1V145H0ZM178 147H179V146H177L176 149H175V150H177V152H178L179 148H181V147H179V148H178ZM135 148H134V149H135ZM160 148H158L157 151L160 150ZM4 149H7V150H8V148H4ZM148 149H150V148L145 147V148H143L142 150H140V151H141V154L145 155V158L143 157L142 160L144 159L146 162H148V161L146 160V154H147L146 151H148V153H149L150 151H152V150H148ZM154 149H155V150H154ZM143 150H144V151H143ZM166 150H164V151H160V152L158 151V152H159V154L162 152V154L165 155V153H166L165 151H166ZM175 150H174V152H172L173 156H174V154H175ZM10 151H11V149H10ZM10 151L8 150L7 153L10 152ZM0 152H2V151H0ZM135 152H134V153H135ZM144 152H145V153H144ZM158 152H157V153H158ZM163 152H165V153H163ZM2 153H3V155H6V156L8 155V154L6 153V150H4V152H2ZM5 153H6V154H5ZM155 153H156V152H154V154H155ZM167 153H166V155H168ZM130 154H133V151H132V153L130 152ZM136 154L138 155V153H136ZM136 154H135V156H136ZM141 154H140V152H139V155H141ZM10 155H11V152H10ZM12 155L14 156L15 154L13 153ZM128 155H129V154H128ZM133 155H134V154H133ZM133 155H132V158L134 157ZM139 155H138V156H139ZM143 155H142V156H143ZM138 156L134 157L135 159H133V160H135V161H137L138 163L141 164L142 162H144V160H143L142 162H139V160H140L141 157L139 156L140 158H137ZM168 156H169V155H168ZM168 156H167V157H168ZM175 156H176V155H175ZM1 157H2V154H1ZM16 157H17V156H16ZM16 157H15V158H16ZM152 157H153V155H152ZM170 157H172V156H169L168 158H170ZM230 157H232V156H230ZM2 158H3V157H2ZM5 158H6V157H5ZM9 158H10V157H9ZM11 158H12V157H11ZM13 158H14V157H13ZM20 158H21V157H20ZM20 158L17 157V159H20ZM128 158H129V159H128V161H126V162H128V164H129V163L131 164V159H132V158H131V155H129ZM130 158H131V159H130ZM154 158H155V157H154ZM157 158H158V156H157ZM159 158H161V157H159ZM173 158H174V157H173ZM232 158H233V157H232ZM6 159H8V157H7ZM136 159H137V160H136ZM163 159H166V158H163ZM22 160H23V159H22ZM126 160H127V159H126ZM129 160H130V162H129ZM133 160H132V161H133ZM149 160L151 161V160H153V159H149ZM154 160H155V159H154ZM157 160L161 161L162 159H157ZM157 160H156V162H157ZM166 160H167V159H166ZM9 161H10V160H9ZM14 161H15V160H14ZM20 161H21V160H20ZM20 161H19V162H20ZM150 161H149V162H150ZM162 161H163V160H162ZM164 161H165V160H164ZM173 161H174V160H173ZM173 161H172V162H173ZM10 162H11V161H10ZM16 162H17V161H15V163H16ZM126 162H125V163H126ZM146 162H145L144 164H146ZM151 162L153 163V161H151ZM151 162H150V163H151ZM156 162L154 161L153 164L156 165ZM138 163H137V164H138ZM152 163H151V164H152ZM163 163H164V162H163ZM170 163H171V159H170ZM13 164H14V163H13ZM128 164H127V165H128ZM130 164H129L128 167H131V165H133V162H132L131 165H130ZM140 164H139V166L142 165V164H141V165H140ZM147 165H148V164H146V166H147ZM14 166H15V165H14ZM16 166H17V165H16ZM22 166H23V165H22ZM123 166H124V165H123ZM144 166H145V165H144ZM157 166H158V165H157ZM162 166H163V165H162ZM165 166H166V165H165ZM155 167H156V166H155ZM159 167H160V166H159ZM125 168H126V167H125ZM133 168H134V167H133ZM139 168H141V167H139ZM142 168H143V166H142ZM160 168H161V167H160ZM164 168H165V167H164ZM166 168H167V167H166ZM13 169H14V168H13ZM122 169H123V168H122ZM126 169H127V168H126ZM130 169H131V168H130ZM135 169H137V168H135ZM153 169H154V168H153ZM155 169H156V168H155ZM131 170H132V169H131ZM149 170H150L149 172H153V174H154L155 172L158 173L159 170H161V171H160V173H158V174H162V172H164V170H162V169H159L158 171H157V170H155V171L153 170V171H152V168H149ZM138 171H139V170H138ZM184 171H183V172H184ZM12 172H13V171H12ZM135 172H136V170H134V172H132V175H133ZM183 172H182V173H183ZM18 173H19V172L17 171V175H18ZM146 173H147V172H146ZM182 173H181V175H182ZM13 174H15V171L13 172ZM19 174H20V173H19ZM149 174H150V173H149ZM149 174H148V175H149ZM151 174H152V173H151ZM151 174H150V175H151ZM22 175H23V174H22ZM150 175H149V176H150ZM15 176H16V175H15ZM18 176H20V175H18ZM125 176H126V175H125ZM136 176H138V174H137ZM136 176H135V177H136ZM16 177H17V176H16ZM146 177H148V176H146ZM223 177H220V178H223ZM17 178H18V177H17ZM19 178H20V177H19ZM143 178H144V176H143ZM143 178H141V180H143ZM145 180H146V179H145ZM147 180H148V178H147ZM23 181H24V180H23ZM120 181H122V179H120L119 182H120ZM149 181H150V180H149ZM146 182H147V181H146ZM143 183H144V182H143ZM77 184H79V183L77 182ZM119 184H120V183H119ZM122 184H123V183H122ZM123 185H124V184H123ZM228 185H229V186H228ZM78 186L81 187L80 184H79ZM137 186H139V185H137ZM167 186H168V187H166L165 189H163V193H164V192H165V193L168 192V194H170V195L167 196V197H165V198H160V199H158L157 201H155V202L153 203V204L155 205V208H154L155 212L163 213V212H164L163 209H166V205H169V203H168V199L171 198V195H172V192H173V191H171V190H173V187H172L170 184L167 185ZM122 187H123V186H122ZM132 187H133V186H132ZM145 187H147V186H145ZM171 187H172V189H171ZM132 190H133V189H132ZM174 190L179 191V190H181V189H180V187H178V188H174ZM170 191H171V192H170ZM135 192H136V188H135ZM183 200H186V199H183ZM153 204H152V205H153ZM257 205H258V204H257ZM11 208H13V207H11ZM19 208H20V207H19ZM259 208H260V207H259ZM8 209H9V208H8ZM13 209H14V208H13ZM48 210H49V209H48ZM51 210H54V209H51ZM224 210H225V209H224ZM41 211H42V210H41ZM57 211H58V210H57ZM62 211H64V210H62ZM83 212H84V211H83ZM19 213H20V212H19ZM54 213H56V212H54ZM75 213H76V212H75ZM77 213H78V212H77ZM226 213H227V212H226ZM63 215H64V214H63ZM22 217H24V216H22ZM69 217H71V215H70ZM71 218H72V217H71ZM7 220H8V219H7ZM24 221H25V220H24ZM77 224H78V223H77ZM83 224H84V222H83ZM83 224H82V225H83ZM53 225H54V224H53ZM5 228H6V227H5ZM261 264H264V263H261Z\"/></svg>",
    "mask_w": 264,
    "mask_h": 264
}]
</instances>
